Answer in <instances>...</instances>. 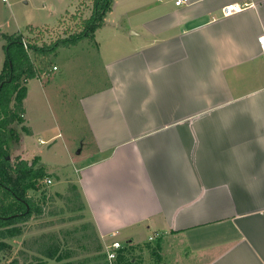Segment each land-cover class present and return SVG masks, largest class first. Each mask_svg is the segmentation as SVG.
<instances>
[{
	"label": "crops",
	"instance_id": "obj_1",
	"mask_svg": "<svg viewBox=\"0 0 264 264\" xmlns=\"http://www.w3.org/2000/svg\"><path fill=\"white\" fill-rule=\"evenodd\" d=\"M177 1L114 0L95 36L104 84L80 101L90 159L66 184L104 252L161 241L132 264H264V0ZM46 78L28 82L26 125ZM13 154L39 156L24 138Z\"/></svg>",
	"mask_w": 264,
	"mask_h": 264
},
{
	"label": "trees",
	"instance_id": "obj_2",
	"mask_svg": "<svg viewBox=\"0 0 264 264\" xmlns=\"http://www.w3.org/2000/svg\"><path fill=\"white\" fill-rule=\"evenodd\" d=\"M113 4L114 0H75L74 11H67L55 25H29L23 32L3 34L6 44L0 71V264H28L30 260L32 264H48L49 260L57 261L55 264H109L89 221L70 232L69 237L79 234L73 236L75 245L52 232L35 237L30 245L24 242L23 248L14 252L10 241L24 234L23 225L29 220L55 217L82 220L86 218L87 208L76 183L71 182L64 191L50 195L44 181L51 176L59 180L58 176L49 172V166L40 156L32 160L14 156L10 145L15 146L23 134L31 133L24 118L28 82L52 75V59L60 49L75 47L84 40L97 44L96 32L105 24ZM88 10L91 12L87 16ZM56 199L62 205L57 209L51 205L47 211L48 204ZM63 241L70 245L63 247ZM147 248L156 258L160 257L161 241L155 240L122 247L116 264H132L137 252Z\"/></svg>",
	"mask_w": 264,
	"mask_h": 264
},
{
	"label": "rangeland",
	"instance_id": "obj_3",
	"mask_svg": "<svg viewBox=\"0 0 264 264\" xmlns=\"http://www.w3.org/2000/svg\"><path fill=\"white\" fill-rule=\"evenodd\" d=\"M74 9L75 0H8L6 3L0 0V34L12 35L23 32L29 25L40 27L55 25L67 11H74ZM90 12L88 10L86 15H90ZM113 17L119 20V7L110 16L111 20ZM5 44L6 41L1 36L0 60L3 62ZM95 45L89 40H84L78 48L61 49L52 59L54 64L60 66V71L45 79L46 93L35 98L30 96L26 101L25 108L30 120L27 125L32 132L23 134L22 138L30 150L39 155L49 166V172L54 175L56 173L62 178L59 184L58 180L52 176L50 177L52 184H47V179L44 181L48 185L46 189L50 195L66 189L69 183L66 184L65 179L77 180L75 167L90 159L92 140L80 101L81 97L104 84L93 55ZM33 131L34 135H32ZM10 146L12 151H15V146ZM55 203H49L47 211L50 210L51 205V208L56 209L62 205L58 199ZM87 221V216L82 220H64L61 217L33 218L23 225L24 234L11 240L10 243L15 247L16 253L23 248L24 242L30 245L29 243L35 237L55 232L62 240L67 238L72 245H75L74 237L79 234L73 235L74 237H69V234L75 227ZM144 236L145 234L140 235L139 239H143ZM31 262L32 260L28 264H32ZM56 262L49 260L47 263L55 264Z\"/></svg>",
	"mask_w": 264,
	"mask_h": 264
},
{
	"label": "built area",
	"instance_id": "obj_4",
	"mask_svg": "<svg viewBox=\"0 0 264 264\" xmlns=\"http://www.w3.org/2000/svg\"><path fill=\"white\" fill-rule=\"evenodd\" d=\"M3 2H8V0H3ZM188 3V0H178L176 2V5H183ZM248 7V5L246 4H229L226 5L222 8V14L224 17H228L231 16L233 14L239 13L241 11H243L244 9H246ZM259 42L261 44V48L264 50V37H261L259 39ZM26 46V45H25ZM53 70L56 71L57 67H53ZM42 142V141H41ZM47 184H52L53 181L52 179L48 178L46 180ZM157 237V235H156ZM155 236L150 237V240H154L156 238ZM123 247L122 243L119 241H114L113 243H111L110 245H107L105 248V252H106V256H107V260L109 262V264H116V260L118 259V251Z\"/></svg>",
	"mask_w": 264,
	"mask_h": 264
},
{
	"label": "water",
	"instance_id": "obj_5",
	"mask_svg": "<svg viewBox=\"0 0 264 264\" xmlns=\"http://www.w3.org/2000/svg\"><path fill=\"white\" fill-rule=\"evenodd\" d=\"M78 153H80V152L78 151Z\"/></svg>",
	"mask_w": 264,
	"mask_h": 264
}]
</instances>
